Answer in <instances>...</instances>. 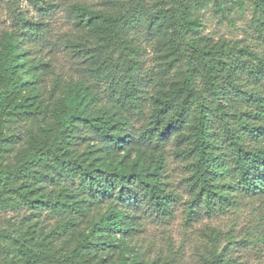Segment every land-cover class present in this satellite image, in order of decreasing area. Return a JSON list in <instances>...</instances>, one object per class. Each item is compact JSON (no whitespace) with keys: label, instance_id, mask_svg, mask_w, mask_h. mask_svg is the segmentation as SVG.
<instances>
[{"label":"trees","instance_id":"16d2710c","mask_svg":"<svg viewBox=\"0 0 264 264\" xmlns=\"http://www.w3.org/2000/svg\"><path fill=\"white\" fill-rule=\"evenodd\" d=\"M18 1L0 5V264H187L141 236L180 199L171 162L186 225L241 202L264 221V53L205 35L199 0ZM249 2L264 44V0ZM198 236L196 264H247L230 232Z\"/></svg>","mask_w":264,"mask_h":264},{"label":"rangeland","instance_id":"374dc122","mask_svg":"<svg viewBox=\"0 0 264 264\" xmlns=\"http://www.w3.org/2000/svg\"><path fill=\"white\" fill-rule=\"evenodd\" d=\"M9 0L0 1L5 5ZM203 8L196 12L203 23V33L213 40L225 39L237 41L242 46H248L252 52L259 55L264 53L263 41L252 26L251 4L244 0L245 11L240 12L233 0H219L226 5L223 12L215 8L216 0H199ZM17 5L27 9L28 2L19 0ZM0 7V27L10 24V19ZM30 14L32 10L29 9ZM69 24L64 15L57 13L51 20L50 41L54 43L67 31ZM48 46V45H47ZM50 48V49H49ZM49 55H56V64L63 71L68 70V60L63 56L61 48L57 45L48 46ZM235 56V55H234ZM146 66L151 62V54L148 51L145 57ZM245 61V59H242ZM168 175L174 189L179 192L180 199L173 206V212L168 218L144 217V226L141 236L145 243L151 246H165L170 242L180 253L187 264H196L192 256L196 248L201 250L198 230L205 225L217 227L223 232H230L236 241L235 252L241 256L247 264H264V221H261V208L257 203L241 202L232 207L227 213L215 217L201 215L194 218L189 225L185 224V201L188 195L182 190L180 180L184 172L180 167L171 162L168 167ZM3 214H0V217ZM8 216V215H5Z\"/></svg>","mask_w":264,"mask_h":264}]
</instances>
